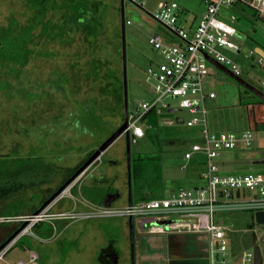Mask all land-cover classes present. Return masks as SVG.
Instances as JSON below:
<instances>
[{
    "label": "rangeland",
    "instance_id": "obj_1",
    "mask_svg": "<svg viewBox=\"0 0 264 264\" xmlns=\"http://www.w3.org/2000/svg\"><path fill=\"white\" fill-rule=\"evenodd\" d=\"M29 1L0 0V28L7 27L12 20L25 25L33 14L32 3ZM98 1L106 6L105 10L107 9V37L111 38L114 47L118 48L122 44L119 39L121 0ZM141 1L144 3L143 9L126 0L124 3L126 22L131 21L130 24H126L130 111L140 101L152 97L151 86L146 81V70L151 64L162 61L151 44V34L140 26L141 21L155 28L157 34L171 37L177 42L178 40L163 25L151 17L157 12L159 4L166 1L176 2L180 7L179 18L182 22L199 19L206 9L204 0ZM222 14L237 18L236 28L239 30V36L235 42L241 49L240 53L233 49H223V53L240 66L243 80L262 90L264 65L255 62V56H250L254 45L264 48V19L260 11L252 5V0H237L233 7L223 9ZM41 46L39 42L31 46L33 54L29 58L27 67L18 77L16 87L23 92L11 97L0 89V159L14 156L17 151L22 156L35 152L55 166L56 178L22 196L28 201L29 208L20 211L11 219L0 218V247L25 224L22 218L34 216L35 212L59 189L67 183L68 185L52 202L49 210L47 209L44 222H40L43 223L42 225L35 229L34 226L40 223L26 222V228L11 244V250L0 264H17L19 261L29 264L30 255L33 254L36 259L31 264H89L87 258L79 257V254L99 252L102 247L109 245V240H121L120 226L117 224L127 219L112 217L63 221L53 219L51 215L72 210L77 213L89 210L87 204L96 205V202L85 196V190L91 189L94 185L105 190L113 189V192L129 191L126 136L115 142L88 170L73 181H70L72 177L66 180L69 173L74 170L77 172L123 125V120L119 117L109 120L110 128L104 134L99 133L95 137L77 136L75 131H72L75 124L70 118L72 112L77 110L76 103L87 98H97L99 95L98 83L93 78L87 80L83 74L90 58L86 55L85 46L80 40L69 46L52 45L49 48L55 56L47 59L39 53ZM112 61L113 68L122 73V55L118 52L116 57H112ZM208 68L210 75L207 88L216 94V98L208 102L210 129L215 132L249 130L254 135L251 149L244 152H223L216 160L217 164L222 173L227 175L249 173L264 175V163H262L264 162V120L255 121V105L261 102L260 98L213 65L209 64ZM9 72L13 73L9 69L0 68V87L4 80L10 79ZM58 75L59 80L66 81L65 95L52 94V103H49L48 99L40 100L38 97L42 92L38 88L39 84L42 83L44 86L52 78L58 80L56 77ZM47 91L53 92L48 89ZM154 116L156 118H152ZM154 116L151 115L144 124L153 126L148 131L149 135L138 144H131L132 195L140 187L136 171L133 169L140 157L143 160L141 163L150 167L152 171L149 177L142 179L143 187L139 189L146 191L143 196H148V192L162 196L165 193L169 195L180 188L191 189L197 185H204L206 157L200 154L189 162L184 159L186 151L197 138V130L188 128L185 124L165 122L166 119H171L168 115ZM180 116L187 118L186 113H180ZM184 165L187 166L186 170H183ZM114 205L117 208L123 207L124 198ZM216 221L227 228L229 264H241L235 263L234 258L244 252L253 251L254 234L258 237V244L263 245L264 226L254 224L251 212L218 213ZM143 230L142 219L136 217V253H139V234ZM124 240L127 249L129 244L126 238ZM137 262L138 259L136 264ZM203 262L211 264L208 259Z\"/></svg>",
    "mask_w": 264,
    "mask_h": 264
},
{
    "label": "built area",
    "instance_id": "obj_2",
    "mask_svg": "<svg viewBox=\"0 0 264 264\" xmlns=\"http://www.w3.org/2000/svg\"><path fill=\"white\" fill-rule=\"evenodd\" d=\"M143 9L141 0H126ZM206 9L196 22H182L180 7L176 2H162L151 17L163 25L173 37L151 35V44L162 61L151 64L146 70V81L151 86L152 97L142 100L129 111L128 128L131 143L137 144L146 137L152 125H144L151 115L171 116L165 122L185 124L197 130V138L186 151L184 159L190 161L196 155H204L207 169L203 174L205 185L195 188H180L169 195L140 204L117 208L89 205V210L77 213L75 210L57 213L51 218L57 220H85L92 218L120 217L129 220L142 219V227L157 234H206L211 242V263H228L227 228L216 221V215L223 212L249 211L254 216L264 212V175H227L222 173L217 159L226 151H246L254 142L252 131L215 132L208 123V102L216 94L207 88L210 75L208 58L241 77L240 66L230 60L223 49L240 52L235 39L239 36L237 18L227 17L222 10L231 8L237 0H204ZM264 19V0H252ZM131 21H127L130 24ZM255 62L264 65V57L254 51ZM212 65V64H211ZM261 92L264 93V84ZM176 104V105H174ZM180 113H186L184 119ZM177 120L179 123H177ZM126 133L124 134V136ZM46 215L22 218L23 222L39 223ZM149 218V219H148ZM8 220V219H7ZM28 229L25 230L27 232ZM25 235V234H24ZM12 245L0 252V261ZM30 263L36 257L30 255ZM235 263L255 264L254 251L244 252L233 260ZM17 264H26L19 261Z\"/></svg>",
    "mask_w": 264,
    "mask_h": 264
},
{
    "label": "trees",
    "instance_id": "obj_3",
    "mask_svg": "<svg viewBox=\"0 0 264 264\" xmlns=\"http://www.w3.org/2000/svg\"><path fill=\"white\" fill-rule=\"evenodd\" d=\"M29 2L32 3L33 14L25 25L12 20L7 27L0 28V68L13 72L8 73L10 79L4 80L0 89L11 97L23 92L16 85L21 71L27 67L29 58L33 54L31 46L35 42L42 45L39 53L47 59L55 56L49 48L52 45L69 46L80 40L85 46L86 55L90 58L83 74L87 80L93 78L98 83L99 95L97 98H87L76 103L77 110H74L70 116L75 124L72 131H75L77 136L95 137L99 133L104 134L108 131L111 119L119 117L124 123L123 72L116 71L112 61V57H116L118 52L122 55V44L118 48L114 47L111 38L107 37L106 6L98 0H30ZM56 77L58 80L52 78L44 86L42 83L39 84L38 88L42 92L38 97L40 100L48 99L50 103L52 94L65 95L66 81L59 80V75ZM47 89L54 93H50ZM56 128L55 126L54 129ZM137 160L139 164L133 169L139 173L138 180L141 183L139 181L138 183L141 187L142 179L149 177L152 171L150 167L141 163L143 161L141 157ZM75 173L76 170L69 173L66 180H70ZM55 178V166L35 152L22 156L17 151L14 156L0 159V218L11 219L20 211L29 208L28 201L23 199L24 195L50 183ZM143 191L140 190L141 193ZM96 202V205L102 203L100 200ZM42 224L35 225L34 228L37 229Z\"/></svg>",
    "mask_w": 264,
    "mask_h": 264
},
{
    "label": "crops",
    "instance_id": "obj_4",
    "mask_svg": "<svg viewBox=\"0 0 264 264\" xmlns=\"http://www.w3.org/2000/svg\"><path fill=\"white\" fill-rule=\"evenodd\" d=\"M197 20H198L197 18H194L188 20L187 22L197 23ZM140 26L146 29L151 35L155 31V28L146 25V23L143 20L141 21ZM252 51H254L258 56L264 57V48L258 45H254ZM255 59L256 58H254V60ZM254 68L255 66H253V69ZM261 106H262V102L255 105V121L256 119L264 120V108ZM258 107H259V111H261L259 113L260 116L258 115L256 110V108ZM244 131L247 130L232 131V132L241 133ZM221 132H227V131H221ZM147 135H149L148 132L146 136ZM137 164H139V162H137L135 166ZM186 169L187 166L184 165L183 170ZM138 175L139 173L136 170L137 178ZM95 186L96 185H94L91 189L85 190V196L91 201L96 202L97 200H100L103 203V201L107 196L111 194H119L120 195L119 199H117L112 204V206H115L114 204L122 198H124V206L129 204V191L127 193L125 192L123 193L121 191L113 192V189L105 190V188H100V186H96V187ZM196 187H200V186L197 185ZM144 194H146V191H143L142 194L140 193V189L138 188L137 191L134 192L132 195L133 204H140L152 199L162 198L165 197L168 193H165V195L163 196L150 192L147 193L148 196H143ZM102 203L100 205H102ZM117 225L120 226L119 233L122 236V237L120 236L121 240L119 241L118 239L109 240V245L102 247L99 252H81L83 254H79V257H82L83 259L87 258L89 264H131L129 220H122ZM139 235H140L139 253H136V259H138L137 264H202V263L204 264L203 261L205 259H208L211 262V255H212L211 242L209 236H207L206 234L171 233L165 235V234L149 233L148 231L143 230V232L140 233ZM125 238L129 244V248L127 249L123 242L125 241L124 240ZM106 250H110L112 252L111 258L108 262L102 260V256H104L105 254L104 251ZM237 257H235L234 259H236Z\"/></svg>",
    "mask_w": 264,
    "mask_h": 264
},
{
    "label": "water",
    "instance_id": "obj_5",
    "mask_svg": "<svg viewBox=\"0 0 264 264\" xmlns=\"http://www.w3.org/2000/svg\"><path fill=\"white\" fill-rule=\"evenodd\" d=\"M125 0H121V42H122V65H123V89H124V123L123 125L112 135L110 136L100 147L99 149L85 162V164L73 175L70 181H73L76 177L81 175L83 172L88 170L92 165H94L97 161L101 159V157L107 152V150L120 138L124 136L126 133V144H127V161H128V183H129V205H133L132 200V171H131V136L127 131L128 128V121H129V96H128V72H127V39H126V13H125ZM210 63L217 68L218 70L222 71L223 73L227 74L228 76L232 77L239 83L241 86L246 88L248 91L252 92L258 98H260L262 102V106L264 108V93L261 92L258 88L251 85L250 83L243 80L241 77L236 76L233 74L229 69L224 67L223 65L215 62L212 58H208ZM257 113L259 111V107L256 108ZM260 116V115H259ZM177 123L179 121L177 120ZM259 164L261 162H255ZM264 163V162H262ZM68 183L59 189L43 206L38 209L35 213V216L40 215V213L46 209L52 202H54L63 192ZM119 194H111L105 198L102 203L104 207H111L112 204L119 199ZM254 224H259L264 226V212H258L254 216ZM27 223L25 222L24 225L21 226L1 247L0 252L6 249L9 245H11L19 234L26 228ZM129 240H130V250H131V264H136V249H135V221L134 218L129 219ZM253 251L255 255V264H264V242L263 245L260 246L258 244V237L256 234L253 235ZM105 257V256H104ZM110 259V258H107ZM102 260L106 261V259ZM108 262V261H106Z\"/></svg>",
    "mask_w": 264,
    "mask_h": 264
},
{
    "label": "flooded vegetation",
    "instance_id": "obj_6",
    "mask_svg": "<svg viewBox=\"0 0 264 264\" xmlns=\"http://www.w3.org/2000/svg\"><path fill=\"white\" fill-rule=\"evenodd\" d=\"M127 163H128V161H127ZM52 204V203H51ZM50 204V205H51ZM50 205L49 206H47L46 207V209H44L40 214H42V215H46V212L49 210V207H50ZM52 206V205H51ZM48 209V210H47ZM57 214V213H56ZM55 215V214H54ZM51 216H53V215H51ZM42 222H44V221H42ZM104 256H102V258L103 259H106V261H109L110 259H107V258H111V251L110 250H106V251H104Z\"/></svg>",
    "mask_w": 264,
    "mask_h": 264
}]
</instances>
